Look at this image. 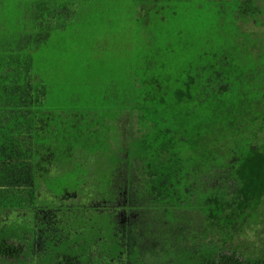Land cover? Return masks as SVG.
<instances>
[{
    "label": "trees",
    "instance_id": "trees-1",
    "mask_svg": "<svg viewBox=\"0 0 264 264\" xmlns=\"http://www.w3.org/2000/svg\"><path fill=\"white\" fill-rule=\"evenodd\" d=\"M132 164L167 222L200 216L171 264H264L234 244L264 223V0H0V216L38 215L42 193L70 187L90 199L67 230L24 239L50 264L122 263ZM21 234L1 221L0 259L21 257Z\"/></svg>",
    "mask_w": 264,
    "mask_h": 264
},
{
    "label": "rangeland",
    "instance_id": "rangeland-1",
    "mask_svg": "<svg viewBox=\"0 0 264 264\" xmlns=\"http://www.w3.org/2000/svg\"><path fill=\"white\" fill-rule=\"evenodd\" d=\"M83 31V28H78L79 33H83ZM124 37H128V32L112 31L106 39L110 42L115 40L121 45ZM116 126V131H119L120 133L118 137H116L117 141H119L123 147H127L129 128L133 126L132 131L134 134L136 133L135 122L127 114H123V116L120 117L119 122L116 123ZM127 172L128 169L126 168V162L121 163L115 171V174L119 176L114 179L113 184L110 186V190H113V193H110L113 198L111 200V205H114L115 203L116 206L122 205V202H119L120 200L118 196L127 184V179L125 178ZM129 172L132 175V178L128 186L131 188L127 192L128 194H124V196L128 200V205L130 207L129 214L132 223H134L127 231L120 233L122 236L121 238L125 240V244L127 245L125 249L127 256L124 257L121 260L122 263L119 264H171L176 251L179 249L181 239L184 236L182 231H189L192 228L199 230L201 223L200 216L195 213L192 214L189 211L177 212L173 214L175 220L167 222L162 216V212H157L155 209L148 207L149 204L144 194L142 196H136V188L143 192L140 184L143 183L144 178V175L138 171V166L136 165L135 167V164H132V166H129ZM70 189V187L68 190L61 189L57 192L50 193L47 196H44L42 193L41 196L38 197L39 202L42 200H48L50 206L47 210L39 208L38 215L35 213L33 216L28 217L20 214L15 216L13 214L12 217H9L7 213H4L0 216V224L1 221H13L17 225L18 231L22 233L20 236V242L25 248L19 259L13 260L12 262L7 259H0V264L8 262L12 264H50L46 253L52 254L55 259L54 255L56 251L53 250L52 252L48 248L45 250L44 246L36 244L44 243L43 241L50 236V232L52 231L60 234L67 230L69 223L73 218L72 216L79 211H83L82 201L89 202L90 195L82 198L80 192ZM93 190L96 191L98 189L93 187L89 191L92 192ZM107 192L108 194L103 195L105 198H109V191L107 190ZM103 196H100V199L104 200ZM68 198L74 199L65 202ZM100 199L97 200V206L101 209L103 202L101 203ZM39 202L36 204L38 207L42 205V203ZM22 211L24 210L20 209L16 212L19 213ZM74 211L75 213H73ZM126 214L128 213L126 212ZM44 221L48 222L47 229L45 228L46 225H43ZM10 227L11 229L13 228L12 226ZM24 227H27L28 229L26 230ZM20 228H22V230H20ZM48 229L50 231L49 233ZM30 231L32 232L31 240L35 241L36 244H28L29 239H24L25 234L23 233L28 232L30 235ZM237 243L238 247L240 246L242 248L241 253L244 255L264 258V223H261L260 220L256 219L254 223L244 231L243 236L241 238L239 237V240H234V244ZM65 251L74 253L76 252V248L68 246ZM83 262L87 264V261Z\"/></svg>",
    "mask_w": 264,
    "mask_h": 264
}]
</instances>
